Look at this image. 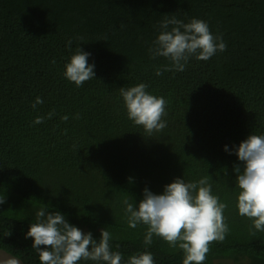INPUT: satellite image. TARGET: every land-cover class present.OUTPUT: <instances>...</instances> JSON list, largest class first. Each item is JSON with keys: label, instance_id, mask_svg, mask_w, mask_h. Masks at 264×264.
Listing matches in <instances>:
<instances>
[{"label": "trees", "instance_id": "1", "mask_svg": "<svg viewBox=\"0 0 264 264\" xmlns=\"http://www.w3.org/2000/svg\"><path fill=\"white\" fill-rule=\"evenodd\" d=\"M173 16L207 22L226 50L155 75L170 61L150 59L149 48ZM78 47L95 73L81 87L63 76ZM139 83L167 101V127L151 136L128 119L119 91ZM250 134L264 135V0H0V250L21 264H40L25 234L41 207L97 241L105 228L125 262L147 251L154 264H182L161 238L143 244L147 226L130 228L123 202L204 176L228 205L230 229L204 264H264V232L251 236L236 208L241 162L224 150Z\"/></svg>", "mask_w": 264, "mask_h": 264}, {"label": "clouds", "instance_id": "2", "mask_svg": "<svg viewBox=\"0 0 264 264\" xmlns=\"http://www.w3.org/2000/svg\"><path fill=\"white\" fill-rule=\"evenodd\" d=\"M159 28V34L149 48V56L150 59L163 57L170 63L156 68L157 76L164 71L183 72L190 58L207 61L227 47L222 35H213L207 22L200 19L193 18L184 23L173 16L162 20ZM79 39L83 40V37ZM71 44L69 39L66 47L70 48ZM89 56L90 53L78 47L64 65L63 76L77 87L95 77L94 64L88 63ZM147 87V84L139 83L129 88L121 87L119 91L128 119L142 126L151 136L167 127L163 120L167 101L148 93ZM42 103L43 100L37 97L30 106L36 109ZM53 115L54 111H50L46 116H37L33 124H41ZM76 118H80L79 114ZM61 119L67 121L68 117ZM224 150L229 154L234 152L241 162L233 166L235 185L239 189L236 208L240 216L251 221L250 235L255 237L258 232H264V135L250 134L232 150L227 146ZM5 202L0 196V205ZM123 203L130 228L139 224L147 226L143 244L150 246L153 236L161 238L170 248L182 251V264H204L210 245L223 242L230 231L224 217L228 205L212 193L209 176L193 182L175 178L164 185L162 194H154L146 187L138 203L134 205L127 199ZM29 237L40 264H78L81 260L97 264H154L153 255L147 251L133 254L125 262L120 252L112 251V235L105 228L100 230L99 240H94L91 232H82L62 213L49 212L48 207H41L35 213V222L25 234V238ZM0 264H20V261L7 257L0 260Z\"/></svg>", "mask_w": 264, "mask_h": 264}, {"label": "rangeland", "instance_id": "3", "mask_svg": "<svg viewBox=\"0 0 264 264\" xmlns=\"http://www.w3.org/2000/svg\"><path fill=\"white\" fill-rule=\"evenodd\" d=\"M7 257H12V256H10V255H8L5 252L0 250V260H3L5 258H7ZM20 264H21V262H20Z\"/></svg>", "mask_w": 264, "mask_h": 264}]
</instances>
